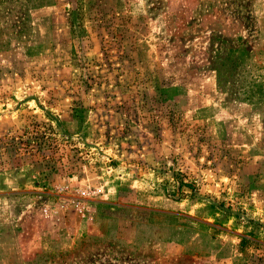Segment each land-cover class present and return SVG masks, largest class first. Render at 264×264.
<instances>
[{
    "label": "rangeland",
    "instance_id": "obj_1",
    "mask_svg": "<svg viewBox=\"0 0 264 264\" xmlns=\"http://www.w3.org/2000/svg\"><path fill=\"white\" fill-rule=\"evenodd\" d=\"M0 264H264V0H0Z\"/></svg>",
    "mask_w": 264,
    "mask_h": 264
}]
</instances>
